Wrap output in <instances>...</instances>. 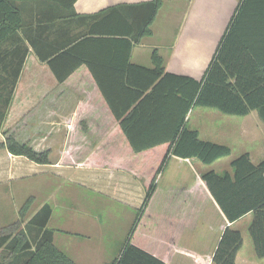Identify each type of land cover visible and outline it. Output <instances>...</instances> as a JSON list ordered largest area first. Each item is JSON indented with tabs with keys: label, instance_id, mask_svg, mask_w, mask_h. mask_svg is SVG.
I'll list each match as a JSON object with an SVG mask.
<instances>
[{
	"label": "crops",
	"instance_id": "crops-1",
	"mask_svg": "<svg viewBox=\"0 0 264 264\" xmlns=\"http://www.w3.org/2000/svg\"><path fill=\"white\" fill-rule=\"evenodd\" d=\"M149 1L77 0L74 12L57 2L19 3V19L24 20L26 29L35 28L31 35L42 55H57L83 42L78 53L94 62L91 66L81 65L69 77L68 83H60L48 61L42 60L26 41L29 53L3 128L18 142L38 153H45L47 160L37 162L25 155L13 154L7 147H0V198L14 201L16 213L26 200L37 203L34 213L45 203L51 204L53 211L48 226L55 231L54 243L78 264L114 263L134 229L146 199L142 181L125 169L66 164L64 160L76 144L74 130L75 134L88 137L80 147L89 149L90 153L96 150L105 152V139L123 133L99 91L94 73L105 74L121 67L126 51L116 44L121 39H131L122 34L127 30L125 20L132 25L133 19H138L137 9L132 6ZM240 1L162 0L150 27L152 33L133 43L129 61L155 67L153 53L156 50L163 59L166 72L202 80ZM112 9L116 10L110 11ZM18 33V45H21L20 38H25L22 28ZM108 43L114 45H104ZM11 47L15 44L12 46L6 42L3 45V49ZM0 73L7 75L1 68ZM7 82L0 81V95L8 90ZM72 85L79 90H74ZM239 117L242 121L231 119L229 124L236 128L237 135L242 134L245 138L253 131L252 135L255 134L259 143L253 145L248 140L253 146L246 153L249 152L252 162L258 165L264 162V122L255 110ZM188 119L187 127L197 130L200 137L205 127L202 130L190 128ZM76 120L80 123L75 127ZM251 125L258 129L251 130ZM5 141L6 135L0 130V144ZM197 161L170 155L158 176V185L164 189L190 187L195 193L205 186L202 179L205 171L199 170ZM227 163L222 172H217L231 171V162ZM170 164L178 175L192 173L194 184H187L188 180L179 182V176L174 173L166 178ZM162 179H166L164 185ZM81 188L90 194L78 193ZM21 193L22 200H19ZM106 200L124 208L130 217V225L120 238L118 251L112 249L116 239L114 225H104L103 215L98 213V208L104 207ZM253 220L254 213L249 212L231 223L215 200L210 199L196 225L184 230L170 264H195L197 260L201 264H213L226 228L240 230L239 225L245 222L251 237ZM95 238L97 241H91ZM253 247L255 250L254 242ZM242 248L243 244L236 264H263L264 257L260 258L256 250V255H243Z\"/></svg>",
	"mask_w": 264,
	"mask_h": 264
},
{
	"label": "trees",
	"instance_id": "trees-1",
	"mask_svg": "<svg viewBox=\"0 0 264 264\" xmlns=\"http://www.w3.org/2000/svg\"><path fill=\"white\" fill-rule=\"evenodd\" d=\"M27 1L57 2L74 12L77 0H0V68L7 74L0 73V81H8V90L0 95V130L6 135L0 147L45 162V153L18 142L3 128L29 53L26 41L42 60L48 61L60 83H68L75 70L83 64L91 66L94 61L78 53L83 42L57 55H42L31 35L35 28L26 29L24 20L19 19V3ZM161 5L162 0H151L132 6L137 9L138 19H133L132 25L125 20L127 30L122 33L131 39H121L116 44L126 51L121 67L105 74L94 73L99 91L123 133L105 139V152L90 153L80 147L88 137L74 130L76 144L64 163L122 168L144 185L146 199L140 217L113 264H170L184 230L196 225L210 199L231 223L254 213L250 235L262 258L264 162L255 165L249 153H243L231 161V171L204 172L205 186L195 193L190 187L164 189L157 179L170 155L212 164L231 154L229 146L203 140L197 130L187 127V117L195 106L237 116L255 110L264 122V0L240 1L202 80L166 72L156 50L155 67L129 61L133 43L152 33L150 27ZM20 28L26 39L20 38L22 44L18 45ZM6 42L15 47L3 49ZM72 88L79 90L73 85ZM78 123L76 120L75 127ZM30 204L31 199L21 208L22 215ZM52 211L51 204L45 203L24 225L20 220L0 228V264H78L54 243L55 231L48 226ZM242 244L241 231L227 227L213 264H236ZM195 264L201 262L197 260Z\"/></svg>",
	"mask_w": 264,
	"mask_h": 264
},
{
	"label": "rangeland",
	"instance_id": "rangeland-1",
	"mask_svg": "<svg viewBox=\"0 0 264 264\" xmlns=\"http://www.w3.org/2000/svg\"><path fill=\"white\" fill-rule=\"evenodd\" d=\"M188 126L190 128H199L202 130V133L200 134V138L203 140H210L213 142H218V143H223L227 144L232 148L231 154L229 156L223 157L218 159L212 164H204L200 162L199 160L195 163L198 164L199 170H204L205 172L207 170H216L218 172H222L223 169L222 167L226 166L228 164L227 162H231L234 158L240 156L243 153H246L249 150V147L258 144V140L252 135L253 131H251L250 137L248 135L245 138L242 134L237 135L236 134V128L232 125H230L231 119H238L237 121L241 120L239 116H230L227 114H224L222 112H219L218 110L214 108H208V107H203V106H195L191 113L188 116ZM230 123V124H229ZM258 129L256 126L251 125L250 129ZM248 140L253 144L251 145ZM247 141V142H246ZM249 153V152H248ZM230 166V165H229ZM174 168L172 164H170L167 172H166V178L170 176V174L174 173V175H178V171H174ZM182 173V171H179ZM189 174L185 175H178L179 182H183L188 180L187 184H194L193 183V178L192 173L188 172ZM183 180V181H182ZM166 182V179L161 181V184L164 185ZM83 191V192H82ZM78 193L82 194L87 193L90 194L86 189H78ZM81 195V196H82ZM16 196L19 197V193H16ZM1 197V196H0ZM19 200H22V193L20 194ZM28 200H26L22 205L24 206L27 203ZM19 202V201H17ZM105 203L104 207L98 208V213L103 215V224L104 225H114V235L116 236V239L113 240L114 244L112 249L117 250L119 249L120 245V238L124 232V230L130 225V217H127V212L125 211L124 208H120V206L108 202ZM37 204L36 202H32L30 205L29 210L25 214H21L20 210L23 207L22 205L20 206L21 208L19 209L18 213H16V208L14 201H11L9 199H2L0 198V228L8 226L12 224L15 221H22L21 224L24 225L27 220L31 217V215L34 213L35 209L37 208L34 206ZM33 205V206H32ZM246 223L243 222L242 224L239 225L238 228L242 230L243 232V248H242V253L243 255H256L255 250L253 247V241L251 237L249 236L247 229L245 228ZM97 237V236H96ZM75 238V237H74ZM91 241H97V238L91 240ZM114 250V251H115ZM91 264H98V263H91ZM113 264V263H112ZM264 264V261H263Z\"/></svg>",
	"mask_w": 264,
	"mask_h": 264
}]
</instances>
